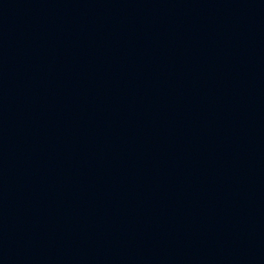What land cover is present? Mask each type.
<instances>
[{
	"label": "water",
	"instance_id": "water-1",
	"mask_svg": "<svg viewBox=\"0 0 264 264\" xmlns=\"http://www.w3.org/2000/svg\"><path fill=\"white\" fill-rule=\"evenodd\" d=\"M0 264H264V0H0Z\"/></svg>",
	"mask_w": 264,
	"mask_h": 264
}]
</instances>
